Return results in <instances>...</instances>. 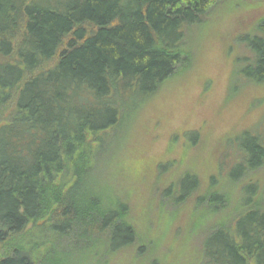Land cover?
Instances as JSON below:
<instances>
[{
  "label": "trees",
  "instance_id": "1",
  "mask_svg": "<svg viewBox=\"0 0 264 264\" xmlns=\"http://www.w3.org/2000/svg\"><path fill=\"white\" fill-rule=\"evenodd\" d=\"M228 1L0 0V264H168L148 229L170 209L168 225L188 227L191 205L190 219H208L197 264H264L258 130L206 174L199 157L175 176L179 159L160 163L152 189L136 183L153 198L146 215L108 179L119 130L190 64L191 29ZM254 24L244 73L264 84V19Z\"/></svg>",
  "mask_w": 264,
  "mask_h": 264
},
{
  "label": "rangeland",
  "instance_id": "2",
  "mask_svg": "<svg viewBox=\"0 0 264 264\" xmlns=\"http://www.w3.org/2000/svg\"><path fill=\"white\" fill-rule=\"evenodd\" d=\"M262 19L264 0H229L208 20L196 24L185 42L191 54L190 64L178 69L179 75L147 103L133 123L117 133L108 179L117 191L132 192L139 201L140 214L144 211L146 215V208L153 200L149 199L147 190L155 186L156 180H162L157 172L160 163L179 159L175 171L170 172L175 176L191 168L199 157L197 170L206 174L213 171L212 166L218 168L220 161H227L225 156L230 151L225 150L232 148L227 142L239 139L240 132L258 130L264 135V84L244 73L247 67H252V52L244 40L252 32L254 22ZM196 142V150L188 153ZM163 180L168 182L169 175ZM137 182L149 187L146 190ZM99 189L90 186L93 193ZM105 198L112 201L108 193ZM185 210L188 227L178 230L175 225H168L173 213L170 209L164 215L167 217L162 228L148 229L161 245L155 255L166 253L161 260L168 264H197L200 253L202 256L204 236L200 234L208 219L204 215L190 219L192 205ZM140 224L144 226L143 220ZM88 264L96 262L90 259ZM112 264L135 263L122 254Z\"/></svg>",
  "mask_w": 264,
  "mask_h": 264
}]
</instances>
